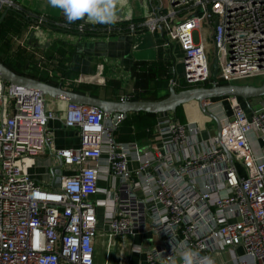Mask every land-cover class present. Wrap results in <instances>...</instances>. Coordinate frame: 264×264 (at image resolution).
<instances>
[{
	"label": "built area",
	"instance_id": "built-area-1",
	"mask_svg": "<svg viewBox=\"0 0 264 264\" xmlns=\"http://www.w3.org/2000/svg\"><path fill=\"white\" fill-rule=\"evenodd\" d=\"M169 1L165 11L139 26L166 27L169 40L180 45L183 76L171 85L264 78V0ZM6 9L23 14L38 44L47 17L17 0H0V15ZM83 28L78 26L79 34ZM25 35L13 36L12 43L33 45ZM46 100L0 79V264H94L100 202L95 197L103 172L117 180L109 192L113 209L105 235L152 234L156 244L143 251L144 264H181L185 248L213 264H264L263 107L245 108L229 98L231 115L221 122L219 135L205 141L198 126L163 119L153 129L157 140L139 148L114 139L123 115L113 122L112 113L66 102L62 123L77 132L79 145L56 148L49 123L58 116ZM252 132L262 142L259 154L249 142ZM46 152L69 171L58 187L26 172L28 163Z\"/></svg>",
	"mask_w": 264,
	"mask_h": 264
},
{
	"label": "crops",
	"instance_id": "crops-1",
	"mask_svg": "<svg viewBox=\"0 0 264 264\" xmlns=\"http://www.w3.org/2000/svg\"><path fill=\"white\" fill-rule=\"evenodd\" d=\"M17 1L29 10L42 14L47 18L63 16V12L60 9L52 8L48 0ZM113 3L116 13L113 22L103 24H119V28L116 30L117 33L114 35L107 36L105 34L103 36L88 37L82 36L78 31L69 33L58 29L60 27L64 28V22L54 21V26H43L42 31L37 33L40 39L38 44L26 28L19 38L26 37L25 34H27L33 45L20 46L12 43V47L13 49L21 48L33 51L40 74L44 77L55 78L56 85H60L61 79H66L68 82L61 84L63 88L72 90L75 87H80L83 89V93L104 99L125 100L136 92V77L132 71L136 62L163 61L171 68L170 81L172 79H182L184 71L183 51L175 40H169L166 27L149 31L139 26L141 21L165 11L170 5V1L168 0V6H166V0H113ZM81 23L99 24L89 20L86 16L80 19ZM131 24L134 25L135 31H131L129 26ZM207 38L209 42L212 41L211 33ZM167 40L170 41L169 44H167ZM59 41L65 44L66 49L70 52L66 55V72L52 66L51 59L48 62L46 61L45 53H52L55 48L54 44L59 43ZM210 53L213 58L214 46L212 45ZM58 58L59 55L55 54V62ZM45 63H49L47 67H45ZM178 68H180V71H178ZM64 73L70 74L65 75ZM170 81L167 89L171 85ZM220 100H225L221 103V111L213 114L218 117L221 123L231 115V109L229 98ZM257 103V108H264V98L260 97ZM46 104L58 116L57 119L49 123V127L54 132L55 147H77L79 145L77 132L74 129L64 127L62 123L66 102L47 97ZM240 104L245 108L247 104L249 105L248 101H240ZM195 106L197 110H195ZM182 114L183 118L181 120L171 113L153 114L152 117L146 119L152 126L148 137L144 135L140 139L131 137L120 141L135 144L139 148L144 147L149 141H156L158 135L154 133L153 129L163 119L184 124L192 123L198 126L201 130L202 141L217 134L216 123L201 113L196 102L183 105ZM249 142L253 151L259 154L262 142L257 132L249 134ZM132 166H135V164H132ZM26 172L31 178L43 182L47 186L52 183L54 187H58L61 177L69 173L61 167L57 158L49 152L31 160L26 167ZM116 184V179H112L104 172L101 173L98 180L100 192L95 197L100 202L96 210L98 230L94 238V264H144L143 251L156 244L152 234L146 233L133 237L123 235L113 239H109L105 235V219L112 213L113 209V205L108 199L110 197L109 192L115 188ZM222 258L220 257L219 260Z\"/></svg>",
	"mask_w": 264,
	"mask_h": 264
},
{
	"label": "trees",
	"instance_id": "trees-1",
	"mask_svg": "<svg viewBox=\"0 0 264 264\" xmlns=\"http://www.w3.org/2000/svg\"><path fill=\"white\" fill-rule=\"evenodd\" d=\"M48 25L54 26V21L64 22V28L60 27L58 29L65 30L69 33H74L78 31V25L83 24L84 30L82 36H103V29L111 26L110 33L106 35H114L116 30L119 28V24H86L81 23L80 19L73 22H69L64 14L62 17H49L47 18ZM29 22L22 13L8 10L0 21V61L3 62L7 67L15 71L16 73L31 76L45 82L56 85L57 82L55 78L44 77L40 74V70L37 69V59L35 58L33 51H27L26 49H13L12 47V37H19L20 34L28 27ZM55 48L52 53H45L47 57L46 61L52 60V66H56L59 70L65 71L66 55L70 53L65 44L59 41V43L54 44ZM33 52V53H32ZM59 55V58L54 59V55ZM50 61V60H49ZM49 63H45V67ZM55 64V65H54ZM135 74V84L136 92L129 98L131 100H144V99H160L168 94V84L171 78V68L169 65L163 61H152V62H136L133 65V70ZM69 75L68 73H64ZM228 83L225 80H220L219 84ZM202 86H210L209 83H204ZM193 87L192 85H185L183 82L174 85L175 90H181L185 88ZM76 92H82L83 89L80 87H75L72 89ZM239 101H244L238 98ZM119 100V99H114ZM153 114L146 113H129L127 116L118 124L113 135L116 142H121L120 140H125L126 138L140 139L144 135L147 137L150 134L152 126L147 122L146 119L152 117ZM176 118L181 120L183 118L182 106H179L176 111Z\"/></svg>",
	"mask_w": 264,
	"mask_h": 264
},
{
	"label": "water",
	"instance_id": "water-1",
	"mask_svg": "<svg viewBox=\"0 0 264 264\" xmlns=\"http://www.w3.org/2000/svg\"><path fill=\"white\" fill-rule=\"evenodd\" d=\"M7 11L8 9L0 15V21ZM217 72V60L214 58L211 63V74L213 80L216 79ZM0 79L6 83L21 85L38 91L41 95L48 98L60 99L65 102H73L76 104L99 108L102 111L112 113L113 122H116L120 115L126 117L129 113H171L176 115V111L179 106L196 102L201 113L216 123L217 135H219L221 130L220 120L216 115L205 108V101L222 98H241L244 101L252 98H264L263 80L258 85L250 83H213L210 86H193L178 91L175 90L173 85H170L168 94L160 99L111 100L89 95L83 92L68 90L60 85H54L31 76L16 73L1 61ZM227 156L228 159L231 160V155L227 153Z\"/></svg>",
	"mask_w": 264,
	"mask_h": 264
},
{
	"label": "clouds",
	"instance_id": "clouds-1",
	"mask_svg": "<svg viewBox=\"0 0 264 264\" xmlns=\"http://www.w3.org/2000/svg\"><path fill=\"white\" fill-rule=\"evenodd\" d=\"M50 6L60 9L69 22L87 17L98 23H111L115 17V5L113 0H48ZM87 5L88 11L79 15L74 14L80 8ZM181 264H213L210 257H201L191 248H185L180 253Z\"/></svg>",
	"mask_w": 264,
	"mask_h": 264
},
{
	"label": "rangeland",
	"instance_id": "rangeland-1",
	"mask_svg": "<svg viewBox=\"0 0 264 264\" xmlns=\"http://www.w3.org/2000/svg\"><path fill=\"white\" fill-rule=\"evenodd\" d=\"M167 1V5L168 6V0ZM165 6V7H166ZM194 37L196 39H199L200 38V34H199V31H195L194 33ZM178 71H180V68H178ZM263 77H257V78H251V79H248V80H243V81H235L234 83H250V84H255V85H258L260 84L262 81H263ZM260 98H252V99H249V100H246L248 101L249 105L251 108L255 109L257 108L258 106V103H257V100H259ZM223 101L225 100H211V102L209 103V105L206 107L209 111H211L212 113L214 112H220L221 111V103H223ZM195 103V102H194ZM194 105V104H193ZM195 110H197V107L195 106ZM214 126V125H213ZM215 128V127H214Z\"/></svg>",
	"mask_w": 264,
	"mask_h": 264
},
{
	"label": "snow or ice",
	"instance_id": "snow-or-ice-1",
	"mask_svg": "<svg viewBox=\"0 0 264 264\" xmlns=\"http://www.w3.org/2000/svg\"><path fill=\"white\" fill-rule=\"evenodd\" d=\"M84 11H88V7H87V5H85L84 7L80 8V9H79L78 11H76L74 14L79 15V14H81V13L84 12Z\"/></svg>",
	"mask_w": 264,
	"mask_h": 264
},
{
	"label": "bare ground",
	"instance_id": "bare-ground-1",
	"mask_svg": "<svg viewBox=\"0 0 264 264\" xmlns=\"http://www.w3.org/2000/svg\"><path fill=\"white\" fill-rule=\"evenodd\" d=\"M238 99V98H237ZM211 100H209V101H205V103H204V105H208V103L210 102ZM205 108H206V106H205Z\"/></svg>",
	"mask_w": 264,
	"mask_h": 264
}]
</instances>
